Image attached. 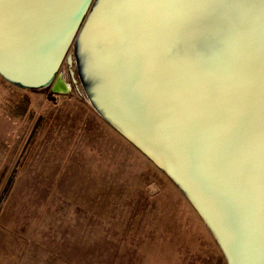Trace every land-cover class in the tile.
Segmentation results:
<instances>
[{"label": "water", "instance_id": "obj_1", "mask_svg": "<svg viewBox=\"0 0 264 264\" xmlns=\"http://www.w3.org/2000/svg\"><path fill=\"white\" fill-rule=\"evenodd\" d=\"M98 112L187 195L229 264H264V0H0V75L72 46Z\"/></svg>", "mask_w": 264, "mask_h": 264}, {"label": "rangeland", "instance_id": "obj_2", "mask_svg": "<svg viewBox=\"0 0 264 264\" xmlns=\"http://www.w3.org/2000/svg\"><path fill=\"white\" fill-rule=\"evenodd\" d=\"M0 163V195L17 172L0 264H229L183 190L95 108L74 45L47 87L0 76Z\"/></svg>", "mask_w": 264, "mask_h": 264}, {"label": "trees", "instance_id": "obj_3", "mask_svg": "<svg viewBox=\"0 0 264 264\" xmlns=\"http://www.w3.org/2000/svg\"><path fill=\"white\" fill-rule=\"evenodd\" d=\"M29 102H30V99H29L28 95H25L23 100L19 103V105L17 106V104H15L14 108L16 110H19L22 116H25V114H27V111H28ZM3 173H4V171L2 170L0 172V179L3 175ZM16 175H17V172L13 170L9 179L7 180L6 186L4 187V189L0 195V210L2 208L3 202L5 201V199L7 198L8 194L11 190V188L13 187Z\"/></svg>", "mask_w": 264, "mask_h": 264}, {"label": "bare ground", "instance_id": "obj_4", "mask_svg": "<svg viewBox=\"0 0 264 264\" xmlns=\"http://www.w3.org/2000/svg\"><path fill=\"white\" fill-rule=\"evenodd\" d=\"M54 87L58 91H67L69 89V85L62 79H58Z\"/></svg>", "mask_w": 264, "mask_h": 264}, {"label": "crops", "instance_id": "obj_5", "mask_svg": "<svg viewBox=\"0 0 264 264\" xmlns=\"http://www.w3.org/2000/svg\"><path fill=\"white\" fill-rule=\"evenodd\" d=\"M1 76V75H0ZM2 166H1V163H0V170H1Z\"/></svg>", "mask_w": 264, "mask_h": 264}]
</instances>
